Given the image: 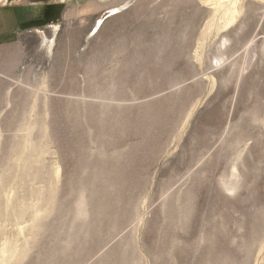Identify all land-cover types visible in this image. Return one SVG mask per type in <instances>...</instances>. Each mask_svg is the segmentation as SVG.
Segmentation results:
<instances>
[{"label": "rangeland", "instance_id": "rangeland-1", "mask_svg": "<svg viewBox=\"0 0 264 264\" xmlns=\"http://www.w3.org/2000/svg\"><path fill=\"white\" fill-rule=\"evenodd\" d=\"M238 7L222 28L209 0H0L17 264H264V0Z\"/></svg>", "mask_w": 264, "mask_h": 264}, {"label": "bare ground", "instance_id": "bare-ground-1", "mask_svg": "<svg viewBox=\"0 0 264 264\" xmlns=\"http://www.w3.org/2000/svg\"><path fill=\"white\" fill-rule=\"evenodd\" d=\"M240 1L241 0H209V6H211L212 15L215 16L218 13H221V15H222V17H221L222 18V20H221L222 25H220V26H222V28H226V27L230 26L232 23L235 22L236 18L238 17V15L240 13V8L238 7V4H239ZM259 1H263V0H259ZM213 26H214V23H213V20H211L208 23L207 27L210 28V27H213ZM221 186H222L223 190L226 191V192H233L239 187L235 183H224V182H222ZM8 208H10L9 201L7 202V204L5 206L6 210ZM22 212H23V210L18 212L17 210L12 209V220L14 221L16 226L19 225L18 221L22 217ZM85 214H86V212H85L84 209L83 210L79 209V211H78V216L79 217L85 216ZM32 217H33V220H34V219L38 218V214H33ZM2 222L5 223L6 220L0 218V236L2 237V239L0 241V264H17L18 259L20 257H22L24 252L21 251L15 245V242L13 240L10 241L9 239L4 237L5 234L3 235V232H2V228H3V223ZM18 231L21 232L22 228L21 227L18 228ZM29 232H30V230H29ZM32 239H31V241H32ZM29 242L30 241H28L27 243H29ZM26 246H28V244ZM22 249L24 250V248H22ZM25 252H26V250H25Z\"/></svg>", "mask_w": 264, "mask_h": 264}, {"label": "crops", "instance_id": "crops-1", "mask_svg": "<svg viewBox=\"0 0 264 264\" xmlns=\"http://www.w3.org/2000/svg\"><path fill=\"white\" fill-rule=\"evenodd\" d=\"M3 6L5 5V3H2ZM6 19L0 18V38H11L12 36L14 37V33H15V25L13 26V22L11 20L5 21ZM4 21V22H2ZM2 25V26H1ZM13 26V28H12ZM14 29V30H13Z\"/></svg>", "mask_w": 264, "mask_h": 264}]
</instances>
